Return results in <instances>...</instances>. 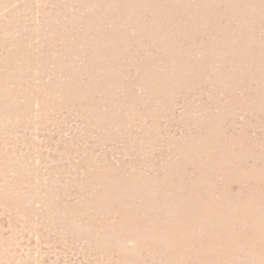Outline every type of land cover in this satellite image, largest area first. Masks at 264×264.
Listing matches in <instances>:
<instances>
[{"label":"bare ground","instance_id":"obj_1","mask_svg":"<svg viewBox=\"0 0 264 264\" xmlns=\"http://www.w3.org/2000/svg\"><path fill=\"white\" fill-rule=\"evenodd\" d=\"M86 1L95 12L79 17L84 30L73 31L69 43L79 53L91 52L93 61L87 64L113 68L125 61L126 45H147L154 54L136 69L151 99L170 106L171 92L201 96L212 84L231 100L227 105L211 94V106L197 107L207 112L205 118L188 115L204 131L171 138L168 143L175 147L168 155H156L140 145L138 134L133 136L135 158L143 161L119 169L103 164L87 174L79 188L83 202L67 203L63 224L72 227L68 214H74L102 232L99 251L119 246L127 252L122 259L137 264H264V145L255 147L248 134L255 128L264 132V0ZM81 14L79 9L76 15ZM99 79L122 84L102 75L95 82ZM87 103L101 120L97 103L90 98ZM244 104L252 117L241 125V134L225 132L227 114L234 124V107ZM187 105L190 114L193 105ZM125 133L122 128L120 134ZM158 160L164 162L157 165ZM88 209L99 218H85ZM97 237L90 235L94 241ZM127 239L133 248L123 246ZM143 250H149L144 258Z\"/></svg>","mask_w":264,"mask_h":264},{"label":"rangeland","instance_id":"obj_2","mask_svg":"<svg viewBox=\"0 0 264 264\" xmlns=\"http://www.w3.org/2000/svg\"><path fill=\"white\" fill-rule=\"evenodd\" d=\"M79 9L82 14L76 15ZM93 12L86 0H0V264H137L122 259L127 252L119 246L99 251L96 241L102 232L70 212L72 227L66 228L67 203L83 202L79 188L85 176L103 164L119 169L143 161L135 158L133 136L138 134L140 145L156 155H168L175 147L168 143L171 138L204 131L188 115L205 118L207 112L198 108L211 106V94L230 103L231 97H223L212 84L201 96L171 92L170 106L158 97L151 99L138 80L143 73L136 69L154 54L147 45H126L125 61L113 68L87 64L93 61L91 52L73 50L69 39L73 31L84 30L79 17ZM100 75L122 84L95 82ZM76 92L79 98L72 96ZM235 95L242 98L241 90ZM89 98L97 103L94 109L101 120L91 114ZM124 98L133 104L126 100L111 109ZM188 103L193 105L190 114ZM245 104L234 107V124L222 114H227L221 126L225 132L241 134V125L252 117ZM248 134L262 148L263 129ZM82 214L99 218L95 210ZM90 235L98 237L94 241ZM128 240L123 246L131 249L135 245ZM142 252L144 258L149 250Z\"/></svg>","mask_w":264,"mask_h":264}]
</instances>
